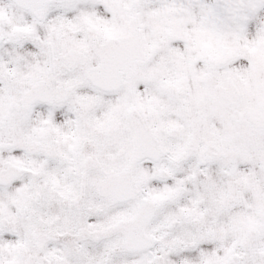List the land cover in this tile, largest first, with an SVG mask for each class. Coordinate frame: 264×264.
Returning <instances> with one entry per match:
<instances>
[{
    "label": "snow or ice",
    "instance_id": "obj_1",
    "mask_svg": "<svg viewBox=\"0 0 264 264\" xmlns=\"http://www.w3.org/2000/svg\"><path fill=\"white\" fill-rule=\"evenodd\" d=\"M0 264H264V0H0Z\"/></svg>",
    "mask_w": 264,
    "mask_h": 264
}]
</instances>
